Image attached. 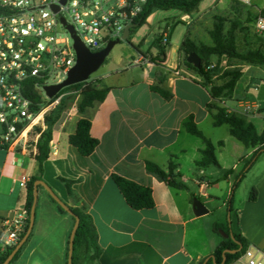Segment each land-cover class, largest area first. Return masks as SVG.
<instances>
[{"label": "crops", "instance_id": "1", "mask_svg": "<svg viewBox=\"0 0 264 264\" xmlns=\"http://www.w3.org/2000/svg\"><path fill=\"white\" fill-rule=\"evenodd\" d=\"M204 2L194 16L212 4L202 9ZM185 18L192 16L181 18L190 25ZM144 45L129 43L125 54L115 55L105 72L90 78L95 86L109 89L104 101L84 114L91 119V135L99 141L95 151L86 157L70 144L69 136L82 116L77 105L70 107L54 125L50 155L43 164V179L69 206L74 205V200L60 178L73 181L72 189L80 204L87 206L98 233L102 250L95 264H199L209 260L222 242L224 235L215 231L214 225L224 223L211 218L215 212L205 201L202 203L208 213L194 214L193 199H199L195 188L211 203L217 198L207 191L219 189L220 185L210 166H196L205 144L190 137L184 122L193 116L199 128L202 123L213 125L207 110L212 97L200 75L185 63L183 46L175 48L170 40L165 60L151 62L149 56H155L158 49L154 43L146 49ZM243 73L242 79L246 77L245 70ZM253 77L248 76L243 88L264 106V78L252 81ZM155 85L169 91L171 97L166 99L153 91ZM240 87L239 81L233 98L222 103L240 109ZM247 119L256 125L259 133L264 131V112ZM228 134L217 142L222 150L232 136L229 127ZM220 141L223 145L218 144ZM246 149V154L237 157L245 167L243 170H247L238 187L247 183L249 193L237 203L238 187L233 193L234 183L243 170L236 161L229 164L216 153L220 163L217 168L224 171L227 192L231 197L234 194L232 211L228 209L232 231L244 237L248 245L264 250V153L247 165L255 149ZM35 155L20 147L0 151V231L4 221L25 209L27 190L18 182L37 173ZM172 159L178 164L177 171L187 185L185 189L168 186L146 169V161L166 168ZM184 163L188 165L192 184L183 170ZM113 175L150 187L154 206L141 210L130 207ZM252 188L257 190L254 201L249 199ZM51 198L43 187H38L31 236L11 264H68L74 222L69 215L60 213Z\"/></svg>", "mask_w": 264, "mask_h": 264}, {"label": "built area", "instance_id": "2", "mask_svg": "<svg viewBox=\"0 0 264 264\" xmlns=\"http://www.w3.org/2000/svg\"><path fill=\"white\" fill-rule=\"evenodd\" d=\"M148 0H0V151L20 147L37 153V143L46 125V115L60 102L48 98L44 87L66 79L77 54L71 25L82 43L97 52L143 14ZM58 7V11L54 7ZM254 32L264 42V13L253 22ZM164 34L163 43L167 42ZM140 61H137L139 63ZM42 95L41 103L34 93ZM50 101L43 105V102ZM40 105H43L40 107ZM224 106L246 118L264 112L257 101H241L240 109ZM26 176L18 184L25 188ZM28 213L18 211L4 221L0 246L16 245L24 231ZM228 264H264V250L248 245Z\"/></svg>", "mask_w": 264, "mask_h": 264}, {"label": "trees", "instance_id": "3", "mask_svg": "<svg viewBox=\"0 0 264 264\" xmlns=\"http://www.w3.org/2000/svg\"><path fill=\"white\" fill-rule=\"evenodd\" d=\"M203 1L204 0H148L143 14L135 21L136 27L134 29L145 24L148 17L156 10H177L183 13V15L191 16L198 12L200 4ZM262 13H264V11ZM173 30L174 27L170 33H167L168 38L166 43H163L164 34L155 39L154 44L157 47L158 52L155 56H149L151 62L165 60L166 51L169 47ZM210 36L213 41L211 45L206 43H195L188 37L184 39L183 50L185 52V63L189 68L195 70L203 79V84L206 87H209L212 102L207 105V110L212 118L213 125L215 127L227 125L229 127V132L233 137L239 140L246 148L255 149L253 158L247 163L248 165L253 162L254 158H257L260 154L264 153V131L259 133L253 122L248 121L246 117L238 113L228 111V109L221 104V100L233 98L237 84L244 75L243 70L240 68L229 69L223 74L224 82L221 84H215L213 81V71L208 69V67H210L213 57L222 56H227L230 59H238L250 65L264 66V53L258 49H251L247 52L240 51L237 47L234 28L225 31L224 23L220 18L218 19V22L215 23L214 28L210 31ZM130 39L131 34L127 41L130 42ZM192 52L198 54L201 58V65L199 67H195L192 63L187 62V57ZM72 89L77 93L64 97L58 107L46 116L45 122L47 129L43 131L38 140L37 153L35 155L37 173L32 175L26 184L27 200L25 209L28 213V220L24 231L20 234V240L25 236L30 225V213L34 202V183L37 180L45 182L43 179V164L50 155V142L53 136L54 125L61 120L65 112L71 107L69 106V101L73 102L77 97V110L82 115L77 123L75 132L69 136L70 144L74 145L79 152L86 157L90 156L99 144L98 139L94 138L90 133L91 119L85 117L84 114L88 108H93L104 101L109 89L95 86L89 78L87 81L63 88L54 99L59 97L62 93ZM152 90L166 99L171 97V93L159 85L153 86ZM33 97L41 103V94L36 92L33 94ZM184 127L187 132L200 138L205 144V147L201 150V157L195 161L196 166L199 168H206L209 166L220 167L216 155L215 144L204 135L194 121L193 116L184 122ZM218 144L223 145V141H220ZM146 169L172 188L185 189L187 187V185L181 180L182 174L177 171L178 164H176L173 159L169 161L166 168H163L152 161H146ZM246 171L243 170L237 176L234 183L233 193L245 177ZM112 178L118 185L130 207L136 210H141L152 208L154 206L152 189L150 187L140 185L118 175H113ZM60 180L66 185L69 195L74 200L73 206H69L65 203L70 208L71 213L56 203L53 198L51 199L56 204L60 213L69 215L73 222H75L76 217L79 218V225L74 238L72 264H80L83 259L88 264H95L102 249L98 242V233L93 218L88 212L87 206L85 204H80L79 198L74 193L72 189L73 181L64 178H60ZM39 188L42 187L39 186ZM233 196L234 194H232L229 201L230 212L232 211ZM249 199L251 201L257 199V190L255 188H252L250 191ZM214 230L221 232L224 235V238L214 250L212 255L214 259L210 258L207 261L203 260L199 264H222L224 251L227 249L236 250V253L234 254H225L226 260L224 264H228L230 261L238 257L248 246L244 237L232 231L230 221L227 222V224L216 223L214 225ZM1 234L2 231H0V236ZM30 236L31 233L28 239ZM28 239L17 251L9 264L20 255ZM16 245L5 248L0 246V264H3Z\"/></svg>", "mask_w": 264, "mask_h": 264}, {"label": "rangeland", "instance_id": "4", "mask_svg": "<svg viewBox=\"0 0 264 264\" xmlns=\"http://www.w3.org/2000/svg\"><path fill=\"white\" fill-rule=\"evenodd\" d=\"M208 4H211V6L202 14L196 16L192 14L191 19L185 18L186 21H189L190 25L186 24V22L181 19L185 15H183V13H181L180 11L156 10L149 18V21H146V23L141 27L137 29L133 28L131 30L130 42H128L127 40H121L113 47L105 62L96 72L91 74L90 78H93L105 72L106 69H108L107 67L109 63L114 59L115 55L125 54V52L130 47L129 43H145L144 49H146L148 48V46H151L152 43H155L153 42L155 41V37V39H157L163 33H170L173 27L174 30L171 37V43L175 48H181L186 37L192 39L195 43L212 44L213 41L210 36V31L214 28V25L216 22H218L219 18L224 23L225 31L234 28L237 47L240 51L247 52L251 49H258L264 53V42L262 38L254 32L253 29V22L255 17L259 13L264 11V0H205V2L202 4V9L205 8ZM168 50H170V48ZM235 68H240L242 70H245L246 72V77L243 79L241 78L240 80L241 87L239 89V95L241 97V101H254L249 95V91L247 92V90L243 88V86L247 84L249 75L254 76L252 78V81H255L258 77L264 78L263 65H250L238 59H230L227 56H222L213 57L210 63V67H208V69H211L213 71V81L215 84L223 83L224 72L229 69ZM55 81L56 80L50 79L48 83H55ZM75 93L77 92L73 89L62 93L59 96L60 102L64 97L73 95ZM227 100L229 99L221 100V104L224 105V103L222 102H226ZM49 102L50 101L43 102V105H47L49 104ZM43 105H40V107H42ZM58 105H56L55 108L48 112L46 116L53 112L58 107ZM74 105H77V97L73 102L69 101V106L72 107ZM200 128L204 135L215 144L216 153L222 161L225 160L226 162H229V164H234V162L236 161V163L239 165L240 170H243L245 168L244 165L240 164L239 161H237V157L242 153L246 154L248 150L239 140H237L233 136H230V141L228 142L226 148L223 150L217 145V142L219 140H224L229 135L227 125L215 127L210 123H202ZM190 137L201 142V139L196 136L191 135ZM183 168L184 172L187 173L188 165L186 163H184ZM210 170L213 171L214 174H216L217 183L220 185V188H210L207 192L211 194V196H216L217 199H215L211 203L207 202L208 198L201 196L195 188L196 195L201 201H205L207 206L211 210H213V212H215V214L211 216L212 219L220 220L224 224H227V222L231 221L228 212L231 193L227 192V185L224 180L225 177L223 176L224 171L215 166H210ZM187 175L190 179L189 183H191L192 176L189 175V173H187ZM247 185V183H244L241 184L240 187H238L235 196L236 203L241 197L249 193V188ZM80 264L88 263L83 259Z\"/></svg>", "mask_w": 264, "mask_h": 264}, {"label": "water", "instance_id": "5", "mask_svg": "<svg viewBox=\"0 0 264 264\" xmlns=\"http://www.w3.org/2000/svg\"><path fill=\"white\" fill-rule=\"evenodd\" d=\"M65 1L66 0H62L63 3H65ZM54 10L58 11V7L55 6ZM61 21L63 24L66 25L67 29L72 33V36L74 38V48L77 54V61H76V64L69 70L66 79H64L62 82L46 85L44 87L46 96L50 99L54 98L65 87H68V86H71L77 83H81L83 81H87L90 78L91 74L96 72L102 66V64L105 62L107 56L109 55L113 47L116 44H118L121 40H127L130 37L131 30L136 27V24L127 26L121 38L110 40L103 49L97 52H92L84 45V43H82L78 35L75 34L73 27L71 25H67L64 18H61ZM187 62L192 63L195 67H199L201 65V58L198 56V54L192 52L187 57ZM39 186H42L48 192V194L54 199V201H56L66 211L71 213L70 208L55 194V192L50 188L48 184H46L42 180H37L34 183V202H33L31 213H30L29 228L25 236L19 241V243H17L16 247L11 252V254L6 258L3 264H9L11 262L14 255L22 247V245L26 242L30 233L32 232L34 222H35L36 203H37ZM192 207H193L194 214L197 216H201V215L208 213V209L205 207L202 201L197 198L193 199ZM78 225H79V218L76 217L71 234H70V239H69L68 264H72L74 238H75ZM226 253L234 254L236 253V250H229V249L225 250L223 253L224 255H223L222 264L225 263ZM211 258L214 259L213 256Z\"/></svg>", "mask_w": 264, "mask_h": 264}]
</instances>
